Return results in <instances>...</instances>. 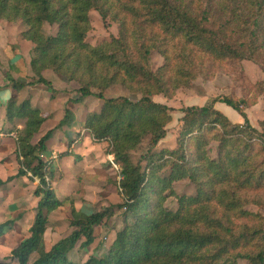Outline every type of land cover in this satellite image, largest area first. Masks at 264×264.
I'll return each mask as SVG.
<instances>
[{
  "label": "trees",
  "instance_id": "16d2710c",
  "mask_svg": "<svg viewBox=\"0 0 264 264\" xmlns=\"http://www.w3.org/2000/svg\"><path fill=\"white\" fill-rule=\"evenodd\" d=\"M91 10L100 14L105 28L109 20L116 22L118 33L89 42ZM0 18L27 26L23 38L34 43L30 64L37 78L31 84H45L54 97L52 81L44 75L50 70L78 83L80 95L70 99L73 103L91 95L103 100L100 111L87 113L82 129L94 142H107L104 153L119 167L107 160L122 196L86 213L74 198L61 195L53 184L55 164L80 156L72 149L75 141L56 153L51 142L58 129L75 121V111L66 105L59 122L39 136L52 114L34 106L31 93L21 101L12 96L5 116L15 123L18 168L0 179V186L25 177L35 184L38 202L27 235L8 258L18 264H264V216L246 208L252 203L264 207V119L259 129L246 111L257 96L249 101L232 91L204 105L184 106L172 148L158 145L167 135L173 107L155 99H172L200 76L212 79L224 62L247 59L264 72V0H0ZM45 23L56 24V33L46 34ZM153 52L164 58L156 69ZM9 79L16 92L27 85ZM117 84L141 97H106L104 91ZM253 86L264 96V79ZM217 101L244 121H232ZM148 136L144 161L134 162L133 151ZM213 142L216 156L210 153ZM184 179L195 185V194L176 193L174 183ZM169 196L177 197V209L165 205ZM69 202L73 229L48 248L52 214ZM119 211L122 224L113 227L105 251L73 259L74 248L95 243L96 227L108 225ZM14 223L12 218L1 222L0 236Z\"/></svg>",
  "mask_w": 264,
  "mask_h": 264
},
{
  "label": "rangeland",
  "instance_id": "374dc122",
  "mask_svg": "<svg viewBox=\"0 0 264 264\" xmlns=\"http://www.w3.org/2000/svg\"><path fill=\"white\" fill-rule=\"evenodd\" d=\"M90 19L93 28L88 32L87 35L89 42L96 44L105 39H109L111 35L118 33L117 23L109 20L110 26L105 28L102 17L96 10H91ZM26 28L27 26L23 25V23L20 21H16L15 23H0V31H2L4 34L0 37V87H5L9 84L11 85L9 77L14 76L16 80L18 79L19 81H24L27 84L22 89L21 93H17L16 97L19 101L23 100L30 92L36 91L37 97L39 99L38 104L46 109H54L55 114L59 115L61 112H63L65 102L67 101V98L70 96V94H73L74 96L80 95L78 89H76L79 85L77 82H69L66 78L60 76L59 74H49V77H53L54 82L52 81V84L55 89V96L51 98L49 96L52 94V90L45 84L37 82L31 84L34 78L37 80L32 72L31 64L29 62L33 48L29 45L20 46L18 43L21 39H24L23 31L26 30ZM57 28L58 26L56 24L51 25L49 23H45L44 25V31L46 34L55 33ZM12 47H14L13 49L15 50V55H17L13 60V64L21 68V73L18 74H16L11 68V64L9 62L11 55H7L8 51H11L10 48ZM163 62L164 58L161 55H159L157 52L152 53L151 64L154 69L162 65ZM220 67L221 70L212 79H210V81L200 76L190 88L185 89L184 92L177 93L175 97L168 101V103L173 107L172 120L167 124V135L160 141L158 147L175 146L178 129L182 124L181 117L183 113L181 110L183 106L190 104V101L193 99L203 101L204 99L210 98L212 100L214 97L225 96L227 95L226 93L229 94L232 91L234 96H237L238 98L246 97L249 101L254 100V98L257 96L255 98L257 103L249 108H246V111L250 116L249 118L251 123L257 126L259 129L261 128L259 126V122L260 120L264 119V96H258L257 90L253 86L254 83L264 79V72L261 70L260 66L254 61L245 59L241 63L224 62L220 64ZM232 75L235 77V79ZM73 86H76V88H73ZM30 87L34 89H30ZM104 94L106 97L125 95L133 100L139 99L141 97V94L130 92L119 84L110 86L104 91ZM211 100H209V102H211ZM81 102V104L77 105L78 110L76 119L70 127L72 130L82 122L83 118L86 117L88 112L100 111L103 104V100L94 95L83 98V101ZM225 111L227 112L228 110L225 109ZM234 111L237 112L236 110ZM226 114L231 120L236 121V116L239 113L237 112L236 114L234 112H228ZM80 127L81 126H79L74 133H70V137L67 139L68 143L79 139L81 134H78V132L80 129H82ZM10 129L11 127L8 126L6 129L1 130L5 131L4 133H7V131ZM46 129L44 128L43 131ZM1 130L0 133H3ZM58 133H60L59 130ZM70 139L72 140L70 141ZM89 139L90 137L86 132L84 138H81V140L79 139L81 142L77 148L79 152L81 151L83 153V155L80 156L85 158L86 163H79V170L75 169L73 164H67L64 167V174L63 172H61V174L59 173L60 170L58 168L61 167L56 164L55 167L57 169H55L57 170V174L53 183L55 185L61 180V183L57 184L59 193L64 196H70L71 198H74L76 200V207L86 213L97 211L104 204L111 205L122 200L121 194L114 186L117 180L115 171L112 170L109 165L108 167H100L92 162V158L95 153L106 152L107 142H90ZM64 142H66L65 139ZM68 143L60 144L58 141L56 149L65 150L68 146ZM149 146L150 137L148 136L142 141L139 148L133 151L132 156L134 162L144 161V157L148 152ZM216 149L217 142H213L210 146V153L212 156H216ZM91 164L97 166L98 169H91L93 167ZM81 165L85 170H90V173L82 172ZM17 168L18 163L15 161L14 151H12L11 145L7 143V148H1L0 146V179L5 180V178L11 174H14ZM108 169L109 171H107ZM61 175H63L62 178ZM24 178L22 177L18 180L16 179L11 181L14 182L13 185L0 186V219L2 215L4 219L17 215L18 209H21L22 212H26L29 209H34L33 206L34 203H36V200L30 201V199L35 198V196L32 194V189L35 187V185L30 184ZM11 182H9V184H11ZM174 188L178 195L196 193L195 185L190 181V179L176 181L174 183ZM12 204H17V207L12 208ZM165 205L170 209H177V197L169 196L165 202ZM246 208L248 210L260 212L264 216V207L252 203ZM70 218V202L66 203L65 206L59 208L52 214V220L45 235L46 246L48 248L59 239L70 234L73 229V227L70 225ZM121 220L122 213L119 211L111 219V221L108 222V225L103 224L97 226L95 229V243H93L87 249H81L78 245L71 252L72 258L81 261L88 256V253L101 254L104 252L107 243L109 244L111 239L114 237V233L112 231L113 227L115 225L117 226L119 223L122 224ZM29 222L30 219H26L25 217L20 229H16L13 234L0 237V264H7L6 260L8 259V255L12 249V242L25 237L24 229L25 227L27 228ZM99 243V247H96ZM240 262L241 264H248L246 260H240Z\"/></svg>",
  "mask_w": 264,
  "mask_h": 264
},
{
  "label": "crops",
  "instance_id": "0c3cea01",
  "mask_svg": "<svg viewBox=\"0 0 264 264\" xmlns=\"http://www.w3.org/2000/svg\"><path fill=\"white\" fill-rule=\"evenodd\" d=\"M1 22H3V23H9V21H7V20H4V19H1L0 18V23ZM16 21H14L13 23H15ZM21 22V21H20ZM22 23V22H21ZM9 25V24H8ZM7 25V26H8ZM23 25H25V24H23ZM4 26V25H3ZM5 27H6V25H5ZM3 28V27H2ZM56 33V32H55ZM55 33H53V34H55ZM4 34H3V32L2 31H0V37L1 36H3ZM19 44H20V46L21 45H29L30 47H34V43H32L31 41H29V40H26V39H21L19 42H18ZM14 47H12V48H10L11 49V51H8V54L7 55H11L10 57V60H9V62H10V64H11V68L13 69V71L16 73V74H18V73H21V68L20 67H18V66H16V65H14L13 64V60H14V58L17 56V55H15L16 53H15V50L13 49ZM8 57V56H7ZM31 57H32V52H31ZM31 61V58H30V60H29V62ZM33 72V71H32ZM53 73L54 72H52V71H50V70H47V71H45L44 72V75H45V77L46 78H48L49 80H51V81H53L54 82V80H53V77H49L48 75L50 74V75H53ZM34 74V73H33ZM56 74V73H55ZM58 76V75H57ZM61 76V75H60ZM13 78H15L14 76H12ZM16 79V78H15ZM17 81H19L18 79H17ZM210 81V80H209ZM20 82H24V81H20ZM43 87H45V86H43ZM54 87V86H53ZM73 88H76V86H73ZM30 89H34V88H32V87H30ZM77 89V88H76ZM185 89H188V87H184V88H181V89H179V91L177 92V93H180V92H184V90ZM21 91H22V89L19 91V92H16L15 90H14V88L9 84L8 86L6 85L5 87H0V130L1 129H6L8 126H10L11 127V129L10 130H8L7 131V133H4L5 131H2L3 133H0V146H1V148H7V143L8 144H10L11 145V147H12V151H14V158H15V161L17 162V160H16V157H15V150H16V147H17V137H16V132L15 131H12V129L14 128V124L15 123H11V122H9L7 119H6V116H5V107H6V103H7V101L12 97V96H17V93H21ZM31 94H32V101H33V104H34V106H39L41 109H43V110H45V111H48L50 114H52L51 116H50V118L47 120V121H45L44 123H43V125H42V128H41V133L39 134V136L40 135H42L43 133H45L48 129H50V128H52V127H54L58 122H59V120L62 118V116H63V114H64V110H63V112H61L59 115H56L55 114V110L54 109H46V108H43L41 105H39L38 103H39V99H38V97H37V93H36V91H34V92H30ZM63 93V92H62ZM60 94V93H59ZM58 94V95H59ZM226 94H228V93H226ZM57 95V96H58ZM47 97V96H46ZM46 97H45V99H46ZM49 97H51V94H50V96ZM76 96H74L73 94H70V96L67 98V101L65 102V106L66 105H68V106H70L74 111H75V114H77V105H79V104H81L82 102H80V103H73L70 99H73V98H75ZM26 98V97H25ZM155 99L157 100V101H160V102H164V103H167V104H169L168 103V101L169 100H171V99H167V98H165L163 95H155ZM209 100H211L210 98L209 99H204L203 101L202 100H191L190 102V104H188V105H186V106H190V105H204L205 103H207V102H209ZM200 101H202V102H200ZM170 106H171V104H169ZM64 106V107H65ZM215 106L217 107V108H219L220 110H222L225 114L226 113H228V112H234V113H236L237 114V112H235L234 110H233V108L231 107V106H229L228 104H226V103H224V102H221V101H217L216 103H215ZM184 107V106H183ZM85 109H87V108H85ZM225 109L226 110H228L227 112L225 111ZM227 115V114H226ZM237 120L235 121L234 120V122H243L244 121V118L241 116V115H239V114H237ZM250 117V116H249ZM85 118L86 117H84L83 118V120H82V122L79 124V125H77L76 127H74V131L72 130V129H70V127L71 126H64L62 129H58L59 131H60V133H58V130L55 132V136H54V138L52 139V142H51V145H52V147H53V149H54V153H56V152H58V151H63V150H60V149H56V147H57V145H58V141H59V143L60 144H65V143H68V141H67V139L70 137V133H74L75 132V130L79 127V126H81L80 128H82V124H83V122H84V120H85ZM233 121V120H232ZM53 124H54V126H53ZM19 125V127H20V124H18ZM44 128L46 129L45 131H43L44 130ZM80 131H82V132H80ZM80 132V133H79ZM79 134H81L80 135V137H79V139L81 140V138H84V136H85V133L87 132L88 133V135H89V137H90V139H89V141L90 142H94L93 141V139H92V136H91V134H90V132L89 131H83V129H80L79 130ZM68 134V135H66V134ZM64 139L66 140V142H64ZM73 139V138H72ZM72 139H70V141L72 140ZM79 139H76L75 140V143H73L72 145H73V150H74V152L75 153H77V154H79V156L80 155H83V153L80 151L79 152V150H77V148L79 147V145H80V140ZM68 145H69V143H68ZM97 145V144H96ZM99 145V144H98ZM161 147H167V146H159L158 148H161ZM173 147H175V146H173ZM67 148H68V146H67ZM172 148V147H171ZM98 153V154H97ZM97 153H95L94 154V156H93V158H92V162L94 163V164H96L97 166H100V167H108V161H107V159H109L110 160V158H112V156L111 155H106L104 152H97ZM103 156V157H102ZM75 162H77V163H75ZM82 162H85V158L82 156H80V160L79 161H77L76 160V157L74 156V155H71V156H66V157H63V158H61L59 161H57L56 162V164L58 165V166H60L61 168H58L59 170H60V174H61V172H63V174H64V172H65V166L67 165V164H73L74 165V167H75V169H77V170H79L80 169V165H79V163H82ZM86 163V162H85ZM56 164H55V166H56ZM89 164V163H88ZM92 165V164H91ZM93 167L91 168V169H93V170H95V169H98V167L97 166H95V165H92ZM56 168V167H55ZM57 169V168H56ZM55 169V171H56V174H57V170ZM107 169V168H106ZM17 171V170H16ZM81 171L82 172H85V173H90V170H85L84 168H83V166L81 165ZM107 171H109V169L107 170ZM2 177V176H1ZM63 177V175H61V178ZM64 177H65V175H64ZM8 178V177H7ZM7 178H5V180L7 179ZM24 178V177H23ZM20 179V178H19ZM24 179H26V181H28L27 180V178H24ZM16 180V179H15ZM18 180V179H17ZM13 183L14 182H11V184H9V182L8 183H6V184H3L2 186H9V185H13ZM59 184L61 183V180L58 182ZM57 183V184H58ZM31 184V183H30ZM34 184V183H33ZM57 184H55L56 186H57ZM35 185V184H34ZM118 191V190H117ZM31 200H36V203H34V206H33V208L34 209H29V210H27L26 212H22V210L21 209H18L17 210V215H15V216H12V217H10V218H12V219H15V223H14V228L12 229V230H10V231H8L6 234H4L3 236H7V235H10V234H13L15 231H16V229H20V227L22 226V224H23V219L26 217V219H30V222H29V225L27 226V228L25 227V231H24V235L26 236L27 235V230L29 229V227L31 226V224L33 223V220H34V217H35V213H36V206H37V202H38V198L37 197H35V198H33V199H30V201ZM11 207L12 208H15V207H17V204H12L11 205ZM10 218H7V219H10ZM7 219H4L3 218V215L1 216V219H0V223L1 222H3V221H5V220H7ZM23 233V232H22ZM3 236H0V237H3ZM24 239V238H23ZM22 238L21 239H17L15 242H12V249L13 248H15L16 246H18V244L23 240ZM11 249V250H12ZM11 250H10V252H11ZM8 255V254H7ZM9 256V255H8ZM6 263L7 264H18V261H17V259H12V258H8L7 260H6Z\"/></svg>",
  "mask_w": 264,
  "mask_h": 264
},
{
  "label": "built area",
  "instance_id": "2783aa9c",
  "mask_svg": "<svg viewBox=\"0 0 264 264\" xmlns=\"http://www.w3.org/2000/svg\"><path fill=\"white\" fill-rule=\"evenodd\" d=\"M110 161L112 162L113 166H114L116 169L119 168L118 165L113 161V158H110Z\"/></svg>",
  "mask_w": 264,
  "mask_h": 264
}]
</instances>
